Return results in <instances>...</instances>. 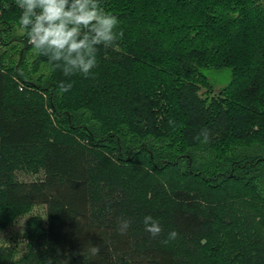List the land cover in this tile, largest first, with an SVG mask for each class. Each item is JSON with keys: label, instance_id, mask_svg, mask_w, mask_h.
<instances>
[{"label": "trees", "instance_id": "1", "mask_svg": "<svg viewBox=\"0 0 264 264\" xmlns=\"http://www.w3.org/2000/svg\"><path fill=\"white\" fill-rule=\"evenodd\" d=\"M99 3L123 37L86 78L38 55L0 0V229L44 206L0 264H264V0ZM223 68L220 86L203 72Z\"/></svg>", "mask_w": 264, "mask_h": 264}, {"label": "clouds", "instance_id": "2", "mask_svg": "<svg viewBox=\"0 0 264 264\" xmlns=\"http://www.w3.org/2000/svg\"><path fill=\"white\" fill-rule=\"evenodd\" d=\"M16 4L22 10L19 24L29 44L38 55L47 57L54 69H61L66 77L81 73L87 78L97 66L98 47H113L118 38L123 37L122 31L116 32L120 23L118 17L106 12L99 0H16ZM71 87V83L60 82L58 85L61 93ZM209 136L205 129L196 139L200 141L203 137L201 142L208 143ZM143 224L153 238L162 232L159 221L151 215L143 218ZM129 227L127 220H121L119 234L126 235ZM176 236L177 233L172 231L168 240ZM100 249V245L90 243L88 251L96 256Z\"/></svg>", "mask_w": 264, "mask_h": 264}, {"label": "rangeland", "instance_id": "3", "mask_svg": "<svg viewBox=\"0 0 264 264\" xmlns=\"http://www.w3.org/2000/svg\"><path fill=\"white\" fill-rule=\"evenodd\" d=\"M203 72L214 86L225 84L230 77L229 68H223L218 71L205 69ZM18 88L20 89V86ZM41 176V171L35 174L24 171L15 172V177L24 181L35 180L41 178ZM34 215L40 216L43 219L44 206L39 204L32 206L27 213L17 217L11 225L0 229V245L10 247L13 250L15 258L19 257L25 251V239L23 236L24 224L30 216Z\"/></svg>", "mask_w": 264, "mask_h": 264}]
</instances>
